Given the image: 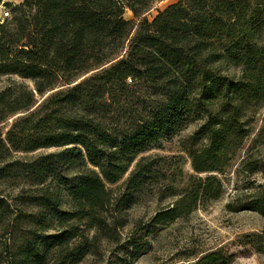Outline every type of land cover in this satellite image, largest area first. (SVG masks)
Here are the masks:
<instances>
[{"label": "trees", "instance_id": "16d2710c", "mask_svg": "<svg viewBox=\"0 0 264 264\" xmlns=\"http://www.w3.org/2000/svg\"><path fill=\"white\" fill-rule=\"evenodd\" d=\"M154 1L24 0L0 24V76L33 84L0 93V264H75L95 253L154 187L162 158H138L194 124L183 141L194 174L159 187L172 202L151 225L222 197L217 174L264 108V0H179L130 39ZM227 210L264 216V188ZM136 236L124 244L134 258L144 248ZM228 262L219 252L194 264Z\"/></svg>", "mask_w": 264, "mask_h": 264}, {"label": "rangeland", "instance_id": "374dc122", "mask_svg": "<svg viewBox=\"0 0 264 264\" xmlns=\"http://www.w3.org/2000/svg\"><path fill=\"white\" fill-rule=\"evenodd\" d=\"M174 1L177 0H155L150 10L138 20H133L132 13L127 11L126 19L134 21L130 39L136 35L140 22L144 19L153 20L158 10ZM23 2L3 0L0 4V24L10 20L13 10ZM5 12L9 14L6 18ZM21 84L33 87L28 80L0 76V93ZM197 126H190L175 139L162 142L160 148L138 158H162L154 161L157 168V174L151 181L154 187L123 211L118 220V234L112 233L113 240L102 243L100 248H91L95 253L75 264H194L207 255L219 252L229 259L228 264H264V216L257 211L235 213L227 210L228 203L239 196L264 188V108L255 118L250 137L225 171L217 174L224 188L222 197L202 202L190 216L172 224L159 227L151 225V218L172 202L171 198L158 193L159 187L167 181L179 186L194 174L191 159L183 149V141L185 144ZM245 160L256 162L259 171L252 175L245 173L241 169ZM135 165L116 186L110 187L115 189L122 185ZM132 234L137 235V244L144 247L138 248L140 254L137 258L126 253L124 248ZM134 250L131 248L130 252Z\"/></svg>", "mask_w": 264, "mask_h": 264}, {"label": "crops", "instance_id": "0c3cea01", "mask_svg": "<svg viewBox=\"0 0 264 264\" xmlns=\"http://www.w3.org/2000/svg\"><path fill=\"white\" fill-rule=\"evenodd\" d=\"M177 1H179V0H177ZM177 1H174V2L168 3V4H166V6H165V7H167V6L171 5V4H174V3H176Z\"/></svg>", "mask_w": 264, "mask_h": 264}, {"label": "built area", "instance_id": "2783aa9c", "mask_svg": "<svg viewBox=\"0 0 264 264\" xmlns=\"http://www.w3.org/2000/svg\"><path fill=\"white\" fill-rule=\"evenodd\" d=\"M8 15H9V14H8L7 12H5V16H4V17L6 18Z\"/></svg>", "mask_w": 264, "mask_h": 264}]
</instances>
